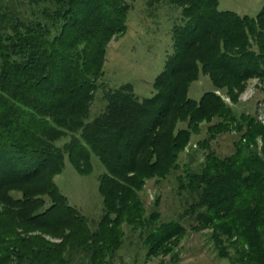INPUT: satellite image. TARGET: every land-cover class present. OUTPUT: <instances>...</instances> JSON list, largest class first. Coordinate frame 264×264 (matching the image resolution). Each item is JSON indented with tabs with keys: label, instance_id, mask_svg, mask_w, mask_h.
I'll return each instance as SVG.
<instances>
[{
	"label": "trees",
	"instance_id": "trees-1",
	"mask_svg": "<svg viewBox=\"0 0 264 264\" xmlns=\"http://www.w3.org/2000/svg\"><path fill=\"white\" fill-rule=\"evenodd\" d=\"M130 1L0 0V216L12 215L0 224V264H67L72 250L86 257L78 264H101L119 245L120 222L146 225L148 250L167 252L186 230L183 218H144L138 193L145 179L179 167L203 122L201 146L230 125L238 137L228 156L203 146L197 168L177 176L178 192L191 200L181 217H193V230L211 229L218 255L231 264H264V124L217 93L234 104L235 89L264 75V5L250 17L219 10L217 0H145L149 9L175 7L179 17L155 92L140 99L130 84L101 81L108 44L127 29ZM200 73L213 90L194 100L187 92ZM97 100L103 107L92 114ZM91 153L105 168L95 230L54 182L65 155L86 173ZM64 227L73 240L69 233L56 243L35 238Z\"/></svg>",
	"mask_w": 264,
	"mask_h": 264
},
{
	"label": "rangeland",
	"instance_id": "rangeland-1",
	"mask_svg": "<svg viewBox=\"0 0 264 264\" xmlns=\"http://www.w3.org/2000/svg\"><path fill=\"white\" fill-rule=\"evenodd\" d=\"M2 1L7 2L8 0ZM217 2L219 10H229L250 17H255L264 5V0H217ZM130 5L132 8L128 15L127 29L124 33L113 38L107 46L104 75L101 81L107 87L130 84L137 97L148 98L155 92L153 81L163 69L166 54L171 51V26L179 17V9L165 3L159 9H149L145 0H131ZM241 85L240 90L235 89L234 91L237 94V101L234 104L224 91L217 93L225 103L233 106L237 113L252 114L264 124V75L251 76ZM211 90H213V86L209 78L200 73L198 79L190 84L187 95L189 98L198 100L204 92ZM103 104V101L97 100L93 104L92 114H96L102 109ZM215 121L216 119H212L208 124ZM206 123H201L198 132L190 135L183 149L184 152L178 155L179 167L164 178L145 179L138 193L144 208V218L150 214L154 215V213L158 214L155 219L157 223L183 218L180 220L186 226L185 232L180 234L172 245H168L167 252L160 248L150 251L144 237L149 230L146 225L133 227L120 222L116 226L121 239H119L115 253L112 256L107 253L99 263L231 264L227 258L218 255V245L210 237L211 229L193 230L191 228L194 224L193 217H181L191 200L186 192H178L177 176H183L185 168L190 170L197 168L198 162L202 161V156L206 152L203 146L206 145L205 147H208L219 157L228 156L233 151V141L238 137V133L230 125L228 131L215 133L212 139H209L208 142L206 140L205 144L201 146V140L208 135ZM62 143L63 139L58 141V145ZM187 155L192 157L189 158ZM90 162V170L82 173L65 155L64 167L59 174L54 176V182L58 190L66 197L68 204L86 218L90 229L95 230L103 214V201L99 193V176L105 172V168L93 153L90 154ZM185 163H188L186 167ZM11 216L9 214L1 215L0 224L2 226L5 223L11 224ZM69 232V229L64 227L59 235L34 234H36L35 238L56 243ZM29 234L33 233H23L25 236ZM73 238L74 235L71 234L70 239L73 240ZM72 251L67 264L86 261L82 252ZM229 252L232 253L231 249Z\"/></svg>",
	"mask_w": 264,
	"mask_h": 264
}]
</instances>
